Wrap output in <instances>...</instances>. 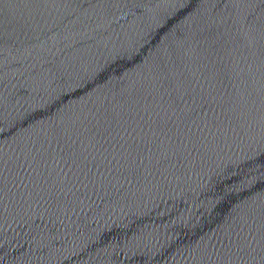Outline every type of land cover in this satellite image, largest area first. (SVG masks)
Returning a JSON list of instances; mask_svg holds the SVG:
<instances>
[{"label":"water","instance_id":"obj_1","mask_svg":"<svg viewBox=\"0 0 264 264\" xmlns=\"http://www.w3.org/2000/svg\"><path fill=\"white\" fill-rule=\"evenodd\" d=\"M0 264H264V0H0Z\"/></svg>","mask_w":264,"mask_h":264}]
</instances>
